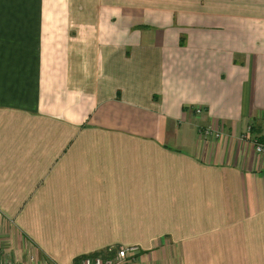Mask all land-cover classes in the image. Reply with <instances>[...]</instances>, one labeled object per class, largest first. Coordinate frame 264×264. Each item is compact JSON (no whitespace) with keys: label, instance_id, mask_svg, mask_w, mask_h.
<instances>
[{"label":"crops","instance_id":"0c3cea01","mask_svg":"<svg viewBox=\"0 0 264 264\" xmlns=\"http://www.w3.org/2000/svg\"><path fill=\"white\" fill-rule=\"evenodd\" d=\"M263 115L264 0H0V264H264Z\"/></svg>","mask_w":264,"mask_h":264},{"label":"built area","instance_id":"2783aa9c","mask_svg":"<svg viewBox=\"0 0 264 264\" xmlns=\"http://www.w3.org/2000/svg\"><path fill=\"white\" fill-rule=\"evenodd\" d=\"M194 111L196 114H201L202 109L197 108ZM247 133L248 134L250 133V128L247 129ZM200 134L204 137L213 136L215 138H218L220 136L221 132L212 126H208V127L201 129ZM253 147L257 153L264 154V115H263L262 140L261 141H254ZM135 250L136 249H134V248L116 249L111 258L94 257L93 259H90V257H87V258L81 260L79 263H75V264H129L130 258L128 256V254H130V252H133ZM15 264H23V263L17 262Z\"/></svg>","mask_w":264,"mask_h":264},{"label":"rangeland","instance_id":"374dc122","mask_svg":"<svg viewBox=\"0 0 264 264\" xmlns=\"http://www.w3.org/2000/svg\"><path fill=\"white\" fill-rule=\"evenodd\" d=\"M94 257H90V259H93ZM101 258V257H100ZM75 264V263H74Z\"/></svg>","mask_w":264,"mask_h":264},{"label":"trees","instance_id":"16d2710c","mask_svg":"<svg viewBox=\"0 0 264 264\" xmlns=\"http://www.w3.org/2000/svg\"><path fill=\"white\" fill-rule=\"evenodd\" d=\"M112 255V254H111ZM113 256V255H112ZM112 256L108 257V258H111Z\"/></svg>","mask_w":264,"mask_h":264}]
</instances>
